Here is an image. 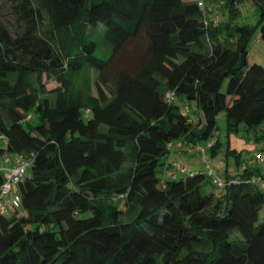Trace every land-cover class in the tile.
Segmentation results:
<instances>
[{"label": "trees", "instance_id": "obj_1", "mask_svg": "<svg viewBox=\"0 0 264 264\" xmlns=\"http://www.w3.org/2000/svg\"><path fill=\"white\" fill-rule=\"evenodd\" d=\"M242 1L0 0V153L29 161L0 211V264H264L259 151L214 173L220 188L200 168L164 172L167 143L208 138L219 111L264 140ZM85 64L92 83L66 87L62 72Z\"/></svg>", "mask_w": 264, "mask_h": 264}, {"label": "rangeland", "instance_id": "obj_2", "mask_svg": "<svg viewBox=\"0 0 264 264\" xmlns=\"http://www.w3.org/2000/svg\"><path fill=\"white\" fill-rule=\"evenodd\" d=\"M257 12L255 4L252 0H243L240 3V21H244L251 26H253V31L249 39L248 46V63L253 62L260 63L264 66V41L258 38V26L256 25ZM99 55L106 56L107 50L103 49L97 52ZM62 77L66 81V87L71 90L77 88L85 89L95 77V71L87 64L83 65L78 71L64 70L62 72ZM56 74H43L42 82L47 89H51L58 85L60 82ZM84 91V90H83ZM52 96V94L50 95ZM181 109L186 111L191 119L197 121L198 114L193 106L189 105V110L187 111L184 106L180 105ZM217 129L206 139H201L195 146H186L184 153L178 152V149L182 143L174 142L172 150L175 149L173 159V167H175L174 162L178 161L181 166L190 169H202L205 173H208V167H212L214 173H220L221 176L224 175L225 169L229 173L239 172L246 166H252L253 164L259 162L255 157L254 153L259 151L264 158V140L260 138H255L252 130H246L243 126H240L237 130H230L228 128L226 115L223 111H219L216 116ZM0 140V144H1ZM216 143V145H214ZM198 144L204 146L206 149L207 160L203 161L200 156V151L197 152L195 147ZM213 145V146H211ZM200 150V149H199ZM11 155V153H9ZM186 154V155H185ZM256 161V162H255ZM264 166V162L261 163ZM3 172L6 171L3 167L0 169ZM29 170L27 169V172ZM180 170L178 169V172ZM181 173V171L179 172ZM207 181L205 188L207 190L214 187L213 184ZM13 192L9 193V197L13 198Z\"/></svg>", "mask_w": 264, "mask_h": 264}, {"label": "built area", "instance_id": "obj_3", "mask_svg": "<svg viewBox=\"0 0 264 264\" xmlns=\"http://www.w3.org/2000/svg\"><path fill=\"white\" fill-rule=\"evenodd\" d=\"M202 4V2H200ZM171 94L169 93L168 96ZM4 138L2 134H0V139ZM173 142H168L167 146L171 149ZM200 149V156L203 161H206L207 164L209 160H207L205 148L203 146L199 147ZM258 156V153H255ZM260 160L262 159L259 157ZM6 165L3 169L6 171V178L3 181L2 185L0 186V211H5L9 206L12 204L18 205L20 198L17 191L14 188L15 183L22 179V177L26 173L27 166L29 165V161L24 159L21 156H14V158L10 159L8 157L4 158ZM176 169L180 171H184L188 169L187 167H183L180 165L178 161L174 162ZM2 167H0L1 169ZM208 173L213 175V180L216 183V188H220L223 185V180L219 178L217 175L214 174L213 168L208 167ZM13 192V198L9 197V193Z\"/></svg>", "mask_w": 264, "mask_h": 264}, {"label": "crops", "instance_id": "obj_4", "mask_svg": "<svg viewBox=\"0 0 264 264\" xmlns=\"http://www.w3.org/2000/svg\"><path fill=\"white\" fill-rule=\"evenodd\" d=\"M3 142V141H2ZM174 142H173V145L172 146H174ZM187 147H188V145H186ZM200 146H202V145H200V144H198V146L197 147H195L196 148V150L200 147ZM187 147H184V144H181L180 145V147H179V149H178V152H182V153H184V151L186 150V148ZM204 147V146H203ZM172 149V148H171ZM200 150L198 149L197 150V152H199ZM174 152H175V149L174 150H172L169 154H168V156H167V158H166V161H165V166H166V168H165V170H164V172L166 173V174H174L175 172H178V169H176V167H173V159L175 158V155H174ZM205 152H206V149H205ZM186 155V154H185ZM5 156H8L9 158H12V157H14L13 155H10L9 153H6V152H2V153H0V167H4L5 166V160H4V158H5ZM207 157V156H206ZM264 169V168H263ZM225 172L227 173L228 172V170L227 169H225ZM219 176H221L220 175V173H217ZM222 178H223V176H221ZM256 182H258V183H260V185L261 186H264V182H261L260 180H258L257 179V181Z\"/></svg>", "mask_w": 264, "mask_h": 264}]
</instances>
